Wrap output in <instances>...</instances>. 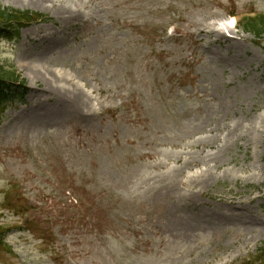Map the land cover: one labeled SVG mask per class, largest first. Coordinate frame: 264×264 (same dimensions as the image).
Returning <instances> with one entry per match:
<instances>
[{
  "label": "rangeland",
  "instance_id": "1",
  "mask_svg": "<svg viewBox=\"0 0 264 264\" xmlns=\"http://www.w3.org/2000/svg\"><path fill=\"white\" fill-rule=\"evenodd\" d=\"M0 9L48 19L0 33V65L26 89L9 95L0 122V224L10 227L0 264L255 255L264 41L230 16L264 13V0H0ZM37 73L58 82L50 89ZM72 84L84 115L60 92Z\"/></svg>",
  "mask_w": 264,
  "mask_h": 264
},
{
  "label": "trees",
  "instance_id": "2",
  "mask_svg": "<svg viewBox=\"0 0 264 264\" xmlns=\"http://www.w3.org/2000/svg\"><path fill=\"white\" fill-rule=\"evenodd\" d=\"M47 19L39 14L32 12H21L16 10L0 9V32L17 34L18 30L30 26L37 22H46ZM239 28L251 34L256 40L264 39V14H256L253 17H243L239 21ZM19 83L22 86L15 68L12 65H0V121L4 110L9 102V95L14 92L13 86ZM22 88V87H21ZM23 91V89H21ZM6 202L9 204L8 199ZM12 207V205H11ZM14 208V207H12ZM8 229L0 227V246H4V235ZM239 264H264V246L257 250L254 256L240 262Z\"/></svg>",
  "mask_w": 264,
  "mask_h": 264
},
{
  "label": "bare ground",
  "instance_id": "3",
  "mask_svg": "<svg viewBox=\"0 0 264 264\" xmlns=\"http://www.w3.org/2000/svg\"><path fill=\"white\" fill-rule=\"evenodd\" d=\"M44 0H41V2ZM40 0H37V3H39ZM47 76H49V78L47 76H45L42 73H37L38 78H42L45 80L46 84H49L50 89L52 88V85H56L58 80H56V77L54 76V74H49V73H45ZM50 77L52 79H50ZM57 89L59 88V86H56ZM62 92L61 94H65V96L69 99V102L71 104V106L74 109V112L80 114V115H84L86 113V110L88 109V103L86 101V97L79 91V89L72 84V89H61Z\"/></svg>",
  "mask_w": 264,
  "mask_h": 264
}]
</instances>
